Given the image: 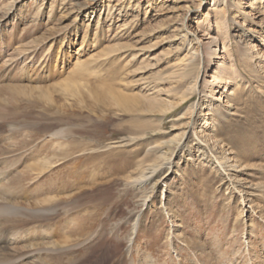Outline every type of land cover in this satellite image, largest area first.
<instances>
[{"label": "rangeland", "instance_id": "1", "mask_svg": "<svg viewBox=\"0 0 264 264\" xmlns=\"http://www.w3.org/2000/svg\"><path fill=\"white\" fill-rule=\"evenodd\" d=\"M215 1L0 0V246L30 254L17 264H264V0H227L230 53L202 58L196 91L180 73ZM222 60L230 111L225 83L204 85ZM159 138L170 163L137 187Z\"/></svg>", "mask_w": 264, "mask_h": 264}, {"label": "bare ground", "instance_id": "2", "mask_svg": "<svg viewBox=\"0 0 264 264\" xmlns=\"http://www.w3.org/2000/svg\"><path fill=\"white\" fill-rule=\"evenodd\" d=\"M223 3V6H222ZM227 7H229V2L227 0H216L214 2V4L209 8V10L207 11V13L205 14V24L208 27H216V32L215 34L207 31L208 37L206 38L207 40H204L201 36H197V46L196 48H193V53H192V58L191 60L185 64V66L183 67L180 76L183 78L189 77L191 74V68L196 69L197 71V76L196 79L192 80L194 89L197 91L198 90V86L199 82H200V78L202 75V68H206L208 66V64L204 65V67H202V58L208 60L209 63H211L213 61L212 56L216 55L218 52V49L221 47L225 52H228V54L230 53V38H231V31L229 30L230 25H232L230 17H228V10ZM256 32V31H255ZM258 33V32H257ZM249 35V34H248ZM236 36V35H235ZM256 36V35H255ZM258 36V35H257ZM262 36V35H260ZM262 39H264V36H262ZM244 49H246L247 54H251V50L253 49V46L251 45V43H245L244 44ZM198 55V57L196 56ZM225 56H220V58L225 59ZM195 59V62H194ZM205 61V60H204ZM181 62V61H179ZM207 62V63H208ZM224 60L217 62V66L216 68H214L212 74H210L209 77L213 78L211 80H208L207 78H205L204 80V85L207 86L208 84H219V82H224V88L223 91L221 92V95L224 94L226 96L229 95V99H223V107L225 109H228L230 111V108L235 107V103H236V99H237V87L234 90L230 91V88L227 89L228 85H230L232 83V81L230 80L232 79H237L238 80V68H233L232 66H229V68H227V70H229L230 74L225 76V78H221L220 76L217 75V69L223 67L224 65ZM261 63V69H263L262 75H261V84L264 83V60L260 61ZM193 72V71H192ZM194 76V75H193ZM191 77V76H190ZM220 79V80H218ZM223 79V80H221ZM191 82V81H190ZM240 85V91L242 90L241 84ZM38 87V86H37ZM36 87V89H37ZM215 87H212V90ZM233 95V98H232ZM236 95V96H234ZM44 96H49V94L45 93ZM212 97L214 96L213 94L211 95ZM221 96H217L216 98L219 99ZM50 99V98H49ZM127 99V98H124ZM124 99L120 100V103L122 104H127L126 101ZM196 107V106H195ZM228 111V112H229ZM208 113V111L206 112ZM232 115H239L238 112H232ZM65 131H67V129L62 128V129H58V131H56L54 134L56 136H65L67 135L66 133H64ZM53 134V135H54ZM187 135V132L186 134ZM197 135V134H196ZM199 136V135H197ZM151 142V141H150ZM169 140L168 139H156L154 141H152L146 149V154H150L151 155V151L158 149V152H160V155L155 159V161L153 163H148V167L146 172L143 173V175L139 176V178H137L135 180V184L137 185V187H142L143 185H145V183L152 179L154 176H156L162 169H164V167L170 163V159L172 157H168L167 153H168V145ZM180 142L177 143L176 145H174V147L172 148V156L175 154L176 150L180 147ZM1 177V176H0ZM165 176L163 175L161 177L164 178ZM161 179L158 180L157 183L161 182ZM252 193V192H250ZM153 195H150L147 199L144 200V202H146L147 200H149ZM248 208H254L257 206V203L252 201V202H248L247 205H245ZM251 211V210H250ZM140 217V216H139ZM137 218L136 221H138L140 218ZM76 230H80V228H76ZM137 231V222L134 223L133 225V232L134 234ZM12 238H14L15 242L18 240L22 239V235L18 230H14L12 231V235L10 236ZM34 238V236H32ZM132 238L129 240V243L127 245V251L129 254L132 253V248H133V242H132ZM4 244H12L11 241H4ZM16 244V243H14ZM13 244V245H14ZM103 244V242L101 241L100 243H98L97 247H100ZM11 246V245H8ZM4 247L1 245L0 246V264H17L18 261H20V259L22 257H28L29 255H24L22 257L19 258H10L9 256H7L4 253ZM89 254V252L87 253V255ZM33 255H35L33 253ZM87 255H83L81 257L80 260H76V259H69L66 263L67 264H80L81 260H84L86 258ZM111 255V252L108 254V256ZM61 261V260H60Z\"/></svg>", "mask_w": 264, "mask_h": 264}]
</instances>
